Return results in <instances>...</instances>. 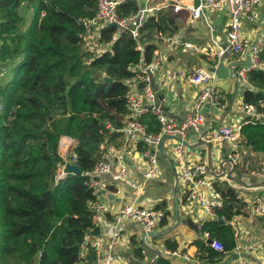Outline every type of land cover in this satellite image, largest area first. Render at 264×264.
<instances>
[{"label": "trees", "instance_id": "obj_1", "mask_svg": "<svg viewBox=\"0 0 264 264\" xmlns=\"http://www.w3.org/2000/svg\"><path fill=\"white\" fill-rule=\"evenodd\" d=\"M138 2H121L119 17L135 15ZM21 3L33 14L23 32ZM97 3L0 0V71L8 72L3 82L0 76V264L94 262L85 239L95 225L91 205L97 194L87 173L101 158L103 146L122 138L126 82L134 76V66L141 58L151 61L157 35L178 30L170 11L149 16L138 39L107 26L97 42L107 48L96 53L85 46L83 22L93 18ZM246 78L254 90L244 91L243 101L264 113V70H251ZM240 136L243 148L264 156V126L244 125ZM64 137L75 143L72 156L82 174L57 179L64 163L58 152ZM215 187L224 201L217 216L224 222L203 220L199 235L207 233L209 241H220L224 250L195 242L209 263L234 250L229 223L237 215L246 217V203L234 188L225 181ZM172 243L170 248L176 246ZM157 264L168 263L160 259Z\"/></svg>", "mask_w": 264, "mask_h": 264}, {"label": "built area", "instance_id": "obj_2", "mask_svg": "<svg viewBox=\"0 0 264 264\" xmlns=\"http://www.w3.org/2000/svg\"><path fill=\"white\" fill-rule=\"evenodd\" d=\"M122 1L98 0L93 18L83 22L85 46L90 45L91 41L97 43L99 33L111 24H115L119 31H128L134 39L139 38V31L146 19L151 16L152 10L144 6L135 15L120 18L117 7ZM262 3L264 0H200L197 8H191L193 19L203 16L205 10L217 11L224 8L228 10L226 46L220 47L215 44L217 53L214 54L227 56L247 53L249 65L241 68L239 72L244 79L249 71L264 69V37L250 39L242 33L244 22L253 21L254 11ZM181 9L182 6L179 4L173 7L175 12ZM41 16H44V12ZM138 50L142 53L143 46L139 45ZM159 69L160 63L155 56L149 63H145L141 58L133 68L134 76L126 82L129 88L125 97L127 114L119 132L126 147L143 145L140 153L144 164L141 181L136 183L130 179L127 168L124 165L115 166L113 157L103 152L93 170L87 173L90 187L94 188L97 194L108 180L109 184H122L132 189L136 195H140V189L159 178L160 160L165 158L163 146L161 151L160 145L172 140L168 158L176 171L177 180L183 185V203L191 209H198L207 219L218 220L217 211L223 207L224 201L215 187L216 182L226 181L235 190L252 189L246 185L241 186L235 181L243 157L240 133L242 127L247 124L264 126V113L258 111L253 104L242 101L237 105V111L243 117L239 124L222 125L214 128L210 133L205 132L204 124L208 109L219 108L221 101L218 89L213 83L215 75L204 68L196 67L189 78V82L196 89L195 97L182 120L176 121L164 112L165 98L163 96L161 99L158 98L160 94L156 84L158 81L166 84L175 79V76L172 73H165L160 79L157 76ZM157 100L158 105L155 106ZM147 116H152L155 120L151 128L145 123ZM212 143L226 145L225 154L217 164H213L207 155ZM198 146L201 147L200 152L196 153V158L193 159L187 149ZM63 161L64 163L58 168L57 179L66 176L67 165H75L76 158L71 153L68 159ZM251 176L264 185V163L259 169L252 171ZM258 188L262 187L256 189ZM91 208L95 225L87 233L85 243L94 252L93 264H113V249L118 243L120 224L132 221L139 225L143 229L144 236H147L165 219L163 209L153 206L140 207L134 203L127 204L113 213L111 220L107 218L110 212L107 205L96 201ZM251 210L256 215L264 216V200L261 196L255 195ZM95 227L99 228V232L93 235ZM103 229H111L113 232L106 237L102 233ZM200 231L201 224L198 226V232ZM201 236L213 250L223 252L224 248L220 241L216 239L209 241L207 233H202ZM258 255L260 264H264V246L258 247ZM237 264H246V262L240 260Z\"/></svg>", "mask_w": 264, "mask_h": 264}, {"label": "crops", "instance_id": "obj_3", "mask_svg": "<svg viewBox=\"0 0 264 264\" xmlns=\"http://www.w3.org/2000/svg\"><path fill=\"white\" fill-rule=\"evenodd\" d=\"M138 1L139 10L143 3L146 8L152 10L151 16L161 11H170L176 17L178 30L173 35H157L154 41L156 48L152 54V57L155 56L160 63L157 73L160 79L165 73H172L175 76V79L166 84L161 81L156 82L158 93L165 98L163 107L168 109L166 115L176 121L182 120L196 94V89L189 82L193 70L200 67L208 71L209 67H215L219 61H222L225 67L232 68L235 76L224 80L215 76L213 83L218 89L221 106L212 109V112L207 111L204 131L210 133L218 126L239 124L243 117L237 111V105L243 101L244 91L254 90V88L247 82V78L244 79L239 75L240 69L248 62L247 53L227 56L214 54L217 53L215 44L220 47L226 46L228 10L226 8L217 11L205 10L203 16L193 19L191 8L194 6V0ZM177 4L181 5L182 9L175 12L173 7ZM242 33L250 39L264 37V3L254 11L253 21L244 22ZM145 123L149 125V128L154 124L150 116L145 118ZM172 143V140H168L163 144L165 158L160 160L159 178L140 189V195H136L132 189L122 184H109L108 180L97 193L96 201L107 205L110 210L107 215L109 220L113 218V213L131 203L140 207H160L165 212L164 224H160L147 236H144L143 229L132 221L120 224L118 243L113 249V264H157L160 259L166 260L168 264H237L240 260L246 264H260L258 247L264 246V216L256 215L251 209L255 195L261 196L264 200V185L256 179H253V182L250 181L252 171L248 173L246 165L257 158L260 167L264 163V156L242 147L243 157L235 181L241 186L246 185L252 188L236 190L239 197L246 203L244 209L246 217L237 215L229 223L234 231L236 242L234 250L209 263L205 260V254L200 253L195 244L197 240H203L208 245L198 232V226L207 218L198 209H191L183 203V185L177 180L176 171L168 158ZM212 144L217 147L215 160L217 162L224 156L226 145ZM74 145L75 143L69 137L60 140L58 152L63 160L68 159ZM210 148L207 155L215 164L211 145ZM200 149L201 147L198 146L193 149L188 148L187 151L195 159ZM141 151L139 144L126 147L124 139L121 138L107 142L103 146L102 153L110 154L115 166L124 165L130 179L139 183L144 167L140 158ZM239 177L244 178L245 183L239 182L237 180ZM257 187L262 188L256 189ZM112 232L111 229L102 230L106 237H109ZM172 242L176 244L174 248L168 246V244L173 245Z\"/></svg>", "mask_w": 264, "mask_h": 264}, {"label": "rangeland", "instance_id": "obj_4", "mask_svg": "<svg viewBox=\"0 0 264 264\" xmlns=\"http://www.w3.org/2000/svg\"><path fill=\"white\" fill-rule=\"evenodd\" d=\"M18 13L24 19V24L20 27V31L23 32V31H25V29L28 27V25L32 21L33 14L31 12V10L25 8V3H21V6L18 9ZM89 44L90 45H88L86 47L89 48V49H94V51L96 53H100L101 51H103V49L99 45H97V43H95V41L94 42L91 41ZM7 74H8V72H6V71L5 72H3V70L0 71V76L3 75V77H2L3 79L1 80V82H3L7 78ZM210 111L212 112L213 110L212 109H208V113ZM215 146H216L215 144H211L212 157H213L214 163L216 164L218 161L217 162L215 161L217 159V156H216L217 155V153H216V148L217 147H215ZM258 165H259V161L256 158L254 162L247 163L246 170L248 171V173L250 171H254V170L258 169V167H259ZM237 180L239 182H241V183H245V179L244 178L239 177V179H237Z\"/></svg>", "mask_w": 264, "mask_h": 264}, {"label": "water", "instance_id": "obj_5", "mask_svg": "<svg viewBox=\"0 0 264 264\" xmlns=\"http://www.w3.org/2000/svg\"><path fill=\"white\" fill-rule=\"evenodd\" d=\"M199 4H200V0H194V6L193 7L197 8L199 6ZM143 7H144V4L142 3L140 5V8H143ZM109 27L116 28V25L111 24V25H109ZM248 65H249V62L246 63L245 67ZM208 71L213 73L218 79H222V80L235 76V73L232 71V68L225 67V65L222 61H219L215 67H209ZM158 98L161 99L162 96L159 95ZM157 105H158V100L155 102V106H157ZM164 112L165 113L168 112V109L164 108ZM162 146L163 145H160L161 151H162ZM66 170L68 173H72L75 175H81L82 174V172L75 165L68 164L66 167ZM250 181L253 182V178H250ZM218 221L220 223L224 222V220H222V219H218ZM195 229H197V227H195ZM98 232H99V228L95 227L92 234L96 235V234H98Z\"/></svg>", "mask_w": 264, "mask_h": 264}]
</instances>
